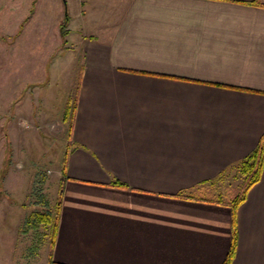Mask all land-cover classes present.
Listing matches in <instances>:
<instances>
[{
    "label": "crops",
    "instance_id": "crops-1",
    "mask_svg": "<svg viewBox=\"0 0 264 264\" xmlns=\"http://www.w3.org/2000/svg\"><path fill=\"white\" fill-rule=\"evenodd\" d=\"M122 3L78 42L59 214L28 264H223L235 231L231 264H264V168L236 209L218 180L264 136V0Z\"/></svg>",
    "mask_w": 264,
    "mask_h": 264
},
{
    "label": "rangeland",
    "instance_id": "rangeland-1",
    "mask_svg": "<svg viewBox=\"0 0 264 264\" xmlns=\"http://www.w3.org/2000/svg\"><path fill=\"white\" fill-rule=\"evenodd\" d=\"M122 2L37 0L34 9V0H0V264L31 263L26 245L49 228L37 214H56L79 88L78 42ZM242 175L234 167L225 176V200L242 192ZM31 213L34 227L26 223ZM38 255L34 264H41Z\"/></svg>",
    "mask_w": 264,
    "mask_h": 264
},
{
    "label": "trees",
    "instance_id": "trees-1",
    "mask_svg": "<svg viewBox=\"0 0 264 264\" xmlns=\"http://www.w3.org/2000/svg\"><path fill=\"white\" fill-rule=\"evenodd\" d=\"M68 24H69V17L67 14L65 17L64 23L61 25L63 37L66 36V34H67V31H65V27ZM64 41H65V39H64ZM79 86H80V82H79ZM76 101H77V96H76V100L74 101V106H73L72 122H71V126H70L71 135H72V131H73V118H74L76 106H77ZM234 167L239 168L243 174L242 175L243 176V178H242L243 179L242 192L228 202V204H230L233 207V209H236V208H238V206L243 201H245L247 194H248L249 190L251 189V187L253 185H255L257 182H259L261 177H262V172H263V168H264V136L262 137V139L258 143L257 147L249 155H247L245 158L240 160L238 163L234 164V166L232 168H234ZM228 172H229V170L226 171L224 174H222L218 178V180L223 179L228 174ZM178 195L183 196V197H192L191 191L181 192ZM220 200L222 202L228 201V200H225L223 197H221ZM57 204H58L57 210H56V214L54 216L50 210H48L50 212H48V211L45 213L41 212V215L37 214L38 218L41 219L42 223L46 224L47 226H50V228L52 230L54 229L55 224H56V220L58 218L59 209H60V201ZM28 223H30L31 226H34V217H32L28 221ZM236 244H237V233L235 231L230 253L228 254V256H227V258L223 264H231L232 263L234 251L236 249Z\"/></svg>",
    "mask_w": 264,
    "mask_h": 264
},
{
    "label": "water",
    "instance_id": "water-1",
    "mask_svg": "<svg viewBox=\"0 0 264 264\" xmlns=\"http://www.w3.org/2000/svg\"><path fill=\"white\" fill-rule=\"evenodd\" d=\"M66 1V0H65Z\"/></svg>",
    "mask_w": 264,
    "mask_h": 264
}]
</instances>
